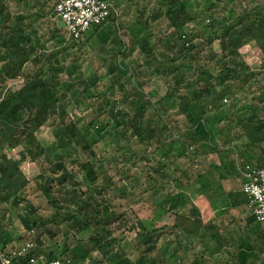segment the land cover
Here are the masks:
<instances>
[{
  "label": "rangeland",
  "instance_id": "374dc122",
  "mask_svg": "<svg viewBox=\"0 0 264 264\" xmlns=\"http://www.w3.org/2000/svg\"><path fill=\"white\" fill-rule=\"evenodd\" d=\"M56 1L3 0L5 8L4 13L0 12V37L19 22L24 32L31 35L29 45L33 46V51L20 78H6L4 82L0 78V96L10 89L20 88L27 77L47 66V54L65 47L59 58L62 64L71 66L72 71L69 73L67 68L58 78L60 94H64L63 102L67 105L66 119L78 120L84 133H88L95 154L84 150L81 145L59 146L54 134L60 124L58 116L48 119L36 131L42 149L34 148L29 152L25 143L15 148L12 155L20 160L28 183L20 194L24 199L18 205H12L11 201L0 204V249L17 247L29 238V229L22 217L35 220L38 226L43 218L49 222L46 226L35 227L38 244L66 260L74 259L73 248L82 241L90 250L89 259L84 264H106V253L121 254L135 263L144 256L148 263L155 260L156 264H238L233 253L244 242H250L254 247V255L247 264H264V223L251 220L250 211L244 205L230 210L233 214L230 217L233 221L228 226L230 232L223 230L229 244L215 256L198 241L189 244L175 227L177 212L187 207L185 199L192 200L202 194L200 173L206 171L213 175L214 167H221L230 174L224 179L227 191H238L243 182L242 167L247 163H264V141L251 142L238 122L240 116L253 112V98L256 103H261L258 112L264 106V51L258 43L250 41L239 51V58L258 75L240 81L238 84L243 89L237 92L235 99L229 97L227 104L213 109L209 106V97H196L189 86L190 82L199 79L205 67L214 75L218 74L222 58L226 56L219 38L209 45L204 44V40L218 30L210 25V14H200L184 27L186 33H202L194 40L200 45L187 56L175 59L177 50L167 51L170 58L165 57L164 52L163 45H167L165 38L168 37L163 36L172 30L167 17L151 19L159 7L157 0H110L116 8L118 21L101 29L110 33L104 42L94 27L79 42L69 40L63 22L55 16ZM185 1L198 11L214 4L215 11H224L217 15V19L230 17V12L234 16L248 13L264 3V0ZM8 12L10 19L5 18ZM147 19H151L148 24ZM146 35L150 36V46L144 49L142 44ZM149 47H153L150 54L147 53ZM118 52L125 64L124 73L113 70ZM3 53L0 47V65ZM216 83L218 80L213 79V84ZM203 85L204 82L197 84L198 87ZM216 88L220 87L216 84ZM136 91L150 101L145 121H151V130L145 133L142 141L132 127L127 126L125 116L133 113L130 101L135 98ZM186 101L195 105L200 102L199 107L206 108L207 123L213 128V149L196 153L190 147L185 135L190 127L189 114L182 109ZM165 119L170 121L169 130L163 128ZM184 141H187L186 154L179 155ZM7 151L6 146H0V157ZM168 151L164 158L162 153ZM86 160L93 163L98 174L97 185L86 181L81 187L74 184L59 186L57 181H52L51 196L44 192L43 185L53 178L55 163L62 161L69 169L79 172L80 163ZM158 162L165 163L162 172H155ZM77 174L81 180L84 174ZM75 189L79 195L77 201L72 199ZM179 191L185 196L176 199L173 209L162 211L156 206L157 202L167 205L168 194L176 195ZM87 200H90V206L80 210L79 205ZM98 204L102 209L109 205L114 215L107 225L112 234L104 239L106 250H101L91 240L99 237L98 233H104L101 225L89 224L82 228L79 225L80 220L83 224L86 222L85 211H92ZM138 221L151 230L156 229V235L160 237L158 247L147 253L136 233L128 230ZM47 228L55 235L52 236ZM114 238L115 243L107 244Z\"/></svg>",
  "mask_w": 264,
  "mask_h": 264
},
{
  "label": "trees",
  "instance_id": "16d2710c",
  "mask_svg": "<svg viewBox=\"0 0 264 264\" xmlns=\"http://www.w3.org/2000/svg\"><path fill=\"white\" fill-rule=\"evenodd\" d=\"M59 1L60 0H57L55 2L54 7ZM157 4L159 5L158 10L153 13L151 19L155 20L160 16H166L169 21V26L172 28L169 33L163 36L164 38L168 37L165 38L167 39V45L166 43L163 45L165 49L164 52H166L165 57L170 58L167 51L177 50L176 59L179 56H187L189 53L199 48L200 44L194 40L196 37L202 35V33H186L184 27L188 23L196 20L200 14H210L208 17L211 18L210 25L218 28L217 31H214L212 35H209L204 40L206 42L204 44L209 45L214 39H220L223 54L226 55L225 58H222V68L220 72L214 75L208 67H205V69H202L200 77L197 80L198 83L204 82V87H198L197 81H192L189 84L196 97L200 99L202 97H209L211 99V103H209L211 108L218 109L222 105L227 104L224 102L225 97H232L235 99L237 92L243 89L238 83L242 80L246 81L251 75H258V72L253 71L245 60L239 58V51L243 45L250 41L257 42L259 47L264 51V3L261 6H256L248 13L234 16V13L230 12V17H219V19H217L219 14H222L224 11H219L217 9L215 11V9H213L214 4H211L204 11L196 10L193 6L188 5L185 0H157ZM4 8L3 0H0L1 13H4ZM232 17L235 18L231 19ZM5 18H12L9 12L6 13ZM151 19H147L146 23L148 24ZM19 24L20 23L17 22L15 26H11L10 30L8 32H3L0 37V47L4 51L2 55L3 63L0 65V78L2 82H4L6 78H20L23 67L32 58L33 46L29 45L31 42V35L25 33L22 25ZM94 28L96 33L101 34L103 42L109 38V32L106 30L101 31L103 26H94ZM117 29H119V26ZM219 31L220 33L217 34ZM88 32L85 36H88ZM149 38L150 36L146 35L143 39L144 44L142 45L144 49L150 46ZM65 50L66 48L63 47L47 54L45 57L47 63L46 67L38 70L32 76L27 77L20 88L15 90L10 89L7 94L0 96V146H6L8 149V151L3 153L0 157V204L11 201V204L15 206L24 199L20 194L26 187L28 179L21 170L20 160L14 158L12 152L23 143L27 144V150L29 152H33L34 148L42 149V144L38 139L36 131L51 117L58 116V118H60V124L54 130V134L61 148H66L71 145H81L84 150H90L92 154H95L92 149L93 143L88 138V133L85 134L79 126L78 120L66 119L67 105L63 102L64 94H60V80L58 78L59 74L61 72H66L67 68L69 73L72 71V67H67L65 64H62L59 58V55ZM152 52L153 47H149L147 53L150 54ZM118 55L119 52L114 58L113 70L117 69L120 73H124L123 67H125V64ZM172 60L174 59L171 58V61ZM213 79L218 80L216 84L220 88H216V84H213ZM1 83L0 87H2ZM134 89L137 90V87H134ZM168 98H170V96H168ZM253 99L251 103L253 112L248 116H240L238 122L251 142L254 143L264 141V106L260 109V112H258L257 109L261 103H256L255 98ZM184 100H186V98H184ZM149 102L150 101L145 99V96L142 95L141 92L136 91L135 98L130 101V107L133 109V113L125 114L127 117V126L132 127L134 133L137 134V137H139L141 141L145 138V133L151 130V121H145V114ZM199 103L195 105L190 101H186L182 108L189 114L188 119L190 127L187 129L185 135L191 145L190 147H193L196 153L203 149H213L211 146L214 144L213 128L211 125H208L205 117L207 112L206 108L199 107ZM262 104L264 105V101ZM231 106L235 108V105ZM163 125V128L166 130H169L171 127L170 121L167 119H165ZM186 144L187 141H184L179 151L180 153H178L179 155L186 154ZM170 150H172V148H170ZM193 152L194 151H192V153ZM168 153L169 151L167 153L163 152L162 156L166 158ZM133 158H135V156ZM142 158L145 159L146 157L143 156ZM157 164L155 172H162L165 163L158 162ZM79 169V172L84 174L81 180L77 177V173L79 172L69 169L64 162L58 161L52 168L53 178L48 179L43 185L44 192L51 196L52 181H57L59 186L74 184L81 187L82 183L86 181L97 185L98 174L90 160L80 163ZM205 172L199 174L203 194H206L205 190L207 187H210L209 185L214 181L210 177L211 174ZM221 176H223L222 173ZM181 196L185 195L180 191L176 193V195L168 194V204L164 205L163 203L157 202L156 206L162 211H168L176 206V199ZM78 197L77 189H75L72 199L77 201ZM90 204V200H87L85 204L79 205L80 210H86ZM184 205L187 207L177 212L178 216L175 222V227L179 230L181 236L186 239L189 244H194L196 241L200 242L204 249L210 251L212 255L220 252L222 248L227 245L228 241L220 232L217 225L214 223L205 224L202 219L201 211L193 204L191 199L186 198ZM187 210H189V213H187ZM85 212L86 222L83 224V221L80 220V223L83 224H79L80 228L89 224L101 225V229L104 233H98L99 237H92L91 240L98 248L106 250L107 245L104 239L107 237L106 235L109 236L112 234L107 228V225L110 219L114 217V215L111 214L110 206L104 205L102 209L101 204H98L93 207L92 211L87 210ZM22 220L29 229L28 232H30L31 229H36L35 227H41V225L46 226L49 222L42 218L41 224L38 226L35 220L32 221L31 219L28 220L23 217ZM252 220H256L254 216ZM47 229L52 236L55 235L49 228ZM128 230L136 233L137 239L144 245L143 251L145 253L158 247L160 237L156 235V229H149L142 221L136 222L133 226L129 227ZM107 242V244L111 245L116 242V238ZM34 254L43 256L47 259H54L57 257L53 251H46L43 248L36 249ZM89 254V248L83 244L82 241H79L72 251L74 260L81 264H84V262L89 259ZM253 255L254 247L250 242L242 243L233 253L235 262L238 264H247ZM144 258L146 257L141 256L139 262L135 263L129 257H125L121 254L113 253L108 255V253H106V260L104 262L106 264H156L155 260H151L148 263L147 259L145 260ZM27 260L28 256L18 257L14 260L13 264H27Z\"/></svg>",
  "mask_w": 264,
  "mask_h": 264
},
{
  "label": "built area",
  "instance_id": "2783aa9c",
  "mask_svg": "<svg viewBox=\"0 0 264 264\" xmlns=\"http://www.w3.org/2000/svg\"><path fill=\"white\" fill-rule=\"evenodd\" d=\"M54 13L63 24L69 40L79 42L94 26H107L117 22L116 8L110 0H60ZM224 102H229L225 97ZM242 191L247 197V208L256 221L264 223V164L247 163L242 169ZM36 231L31 229L29 238L17 247L0 249V264H13L18 257L28 256L27 264H81L74 259H47L34 254L42 248L36 240Z\"/></svg>",
  "mask_w": 264,
  "mask_h": 264
},
{
  "label": "crops",
  "instance_id": "0c3cea01",
  "mask_svg": "<svg viewBox=\"0 0 264 264\" xmlns=\"http://www.w3.org/2000/svg\"><path fill=\"white\" fill-rule=\"evenodd\" d=\"M263 164L264 163L260 165ZM214 169L215 170L212 171L214 174L210 176L214 181L211 185H209L210 187H207V189L205 190L206 194H203L201 190L202 194L197 198H192V200H194V202H196V204L200 208L203 222L205 224L214 223L215 225H217L220 232L224 235L223 230L227 229L228 231L226 233H229L230 230L228 229V226H230L231 221H233L232 218L230 219V217L233 215L231 214L230 210L232 208H238L243 205L247 208V197L242 191V183L238 191H227L224 185V179L229 177V172L225 169H223V171L221 167H214ZM233 170H235V168ZM221 173L223 176H221ZM213 195H216L218 197H214ZM249 218L251 220L253 219V215L251 214V212ZM228 244L229 243H227V245H225L222 250L227 248ZM216 254H213V256H215Z\"/></svg>",
  "mask_w": 264,
  "mask_h": 264
}]
</instances>
